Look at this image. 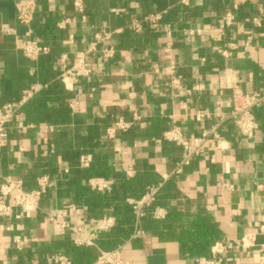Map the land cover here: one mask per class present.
<instances>
[{"label": "crops", "instance_id": "crops-1", "mask_svg": "<svg viewBox=\"0 0 264 264\" xmlns=\"http://www.w3.org/2000/svg\"><path fill=\"white\" fill-rule=\"evenodd\" d=\"M25 1L0 0V107L18 102L24 90L41 85L37 80L39 64L33 78V64L21 51L27 28L18 24L17 16ZM76 1L37 0L32 29L34 38L50 48L44 62L51 75L18 114L17 122L24 128L15 130L8 146L0 149V180L8 176L20 179L25 189L32 191L40 177L49 176L54 186L43 196L40 213L21 220L0 217V264H46L52 254H70L73 247L77 248L74 236L60 237L58 228L44 217V213L70 204L77 206L71 223L85 226L88 238L103 249L99 241L108 232L94 229L91 223L116 218L115 209L121 202L118 184L113 179L111 194L91 191L86 178L75 175L79 161L72 163L73 154H79L78 160L92 155L91 165L110 167L129 181L145 172L156 175L163 188L153 211L165 213L164 219L156 220L160 232L179 234L197 218L202 230L209 231L202 245L210 248L209 254L190 258L183 253L179 240L169 236L161 239L146 232L144 239L130 240L133 223L122 253L130 264H200L201 259H217L212 255L217 243H237L249 234H261L264 110L259 112L257 131L249 140L238 134L233 122L222 123L220 133L229 149L213 152L209 147L182 175L173 174L182 149L162 137L173 126L180 127L183 137L189 139L214 125L218 121L215 114L227 112L231 96L227 81L237 82L246 91L261 87L264 29L255 27L251 18L264 0H193L188 8L182 7L180 0H83V12ZM226 9L235 13V25L217 42L218 21ZM172 11L175 14L170 16ZM155 12H166L159 32L148 26L141 34L127 29L133 17ZM64 21L66 24L59 28ZM4 26L15 30L18 38L4 34ZM103 31L112 34L109 46L116 50L115 58L106 64L96 58L91 62L93 68L102 71L91 83L62 81L60 59L73 65L94 34ZM219 49L229 57L222 56ZM172 62L176 63L174 75ZM174 77H181L182 85L171 89ZM50 88L49 98L44 97ZM54 107L70 110V121L51 123ZM198 111H207L212 118L198 123L193 118ZM133 112L140 120L128 132L108 140L105 130L116 118L130 121ZM129 166L137 170L131 179L124 174ZM130 191L126 199H135ZM177 219L183 221L178 224ZM17 240L22 250L17 248ZM78 250L82 258L91 254L88 264L94 263V248ZM218 258L222 264H264V244Z\"/></svg>", "mask_w": 264, "mask_h": 264}, {"label": "built area", "instance_id": "built-area-1", "mask_svg": "<svg viewBox=\"0 0 264 264\" xmlns=\"http://www.w3.org/2000/svg\"><path fill=\"white\" fill-rule=\"evenodd\" d=\"M193 0H180V5L184 8L191 6ZM76 6L80 12H83V0H77ZM38 9L37 0H26L18 11V24L27 28L23 36V44L21 51L23 56L33 64L30 75L33 78L37 77L38 64L42 57L50 53V48L40 39L34 38L32 25L35 21ZM166 12L150 13L142 18L133 17L127 29L135 34H141L145 26H148L152 31L159 32ZM236 21L235 13L231 9H226L218 21V36L217 42H221L226 35V31L234 27ZM251 23L260 29H264V4L260 7L257 14L251 18ZM66 21L58 25L63 28ZM2 32L6 35H15V30L8 26L2 28ZM112 39V34L107 31L94 34L88 48L82 51L77 56V61L68 66L65 58L60 59L63 72L60 79L64 82L70 79L84 80L91 83L93 76L102 71L93 68L91 65L95 58L101 63H108L115 58L116 50L109 46ZM250 43L251 38L248 39ZM231 47L233 45H230ZM168 51L171 49V43L168 44ZM218 52L228 58L229 54L225 50L219 49ZM172 75L176 71V63L170 65ZM182 85L181 77H174L171 81V89ZM44 88L39 84L31 86L22 92V97L18 102L7 103L0 107V149L6 148L10 142L11 136L15 130L23 129V125L17 122L18 114L23 107L32 100ZM227 89L231 91V96L226 103L227 112L219 110L215 114L218 120L211 127L203 130L198 136L185 139L180 127L173 126L170 130L163 134V141L174 143L182 149V157L177 163L173 174L182 175L185 168L189 167L192 162L200 158L204 152L210 147L213 152L226 151L229 148L225 144V140L220 133L221 124L227 121L234 123L238 134L243 139H251L257 131V119L255 111L264 108V81L261 87L254 91L244 90L237 82L227 81ZM193 118L196 122L201 123L212 118V115L207 111L195 112ZM140 120L136 112H133L130 121L123 117L116 118L115 121L105 130V135L108 140H115L118 134L128 132L134 124ZM93 162L92 155L82 156L79 160L80 169H89ZM127 179L134 178L137 170L133 166H129L125 170ZM54 186V183L49 176H42L37 180V188L32 191L25 189V183L14 177H5L0 180V217L15 218L21 220L23 218L35 215L41 212V201L43 196ZM115 186L113 179L95 177L87 180V187L94 192L111 194ZM162 184L148 187L145 194L140 199H126V203L132 208L134 214V230L130 240L144 239L146 232L141 228V220L146 216L147 210L156 202ZM77 210L75 204H70L63 209H54L44 213V217L49 223L58 228V235L64 237L69 233L74 236L73 244L77 248L89 247L97 251V257L93 264H130L122 258L124 245L119 246L115 250L105 251L98 247L92 240L88 238L85 231V226L72 224L70 218ZM152 217L155 220L165 218V213L161 209H156L152 212ZM92 226L100 232H109L114 229L118 222L114 217L100 218L92 221ZM264 234V226L261 228V234H249L240 242L223 244L217 243L212 248V255L215 260L201 259L200 264H222L220 256H226L231 252L241 248L250 249L254 247L258 235ZM17 248L21 249V241H16ZM46 264H73L72 258L65 254H52L45 260Z\"/></svg>", "mask_w": 264, "mask_h": 264}, {"label": "trees", "instance_id": "trees-1", "mask_svg": "<svg viewBox=\"0 0 264 264\" xmlns=\"http://www.w3.org/2000/svg\"><path fill=\"white\" fill-rule=\"evenodd\" d=\"M174 14L175 12L172 11L170 13V16H173ZM50 75V71L46 67V63L44 62V57H42L39 61V74L37 80L41 85L44 86L45 83L49 80ZM51 90L52 89L50 88L47 92H44L43 96L49 98L48 95L50 94ZM34 99L35 98H33V100ZM50 102L55 103L56 101L50 100ZM263 110L264 108L255 111L256 119H258L259 112H262ZM33 111L34 110L30 108L31 114ZM70 114V110H68L67 108L57 109V107H54L53 121H51V123H68L71 117ZM78 159L79 154L77 156L73 154L72 158H70L72 163L79 161ZM113 172L114 171H112L110 167H104V165L97 163L91 165L89 169L84 170H81L78 166L75 171L76 176H84L86 180L95 177H103L114 179L118 184L117 196L121 199V202L115 209L114 216L117 218L119 225L112 231L103 234L104 239L99 241V244L105 251L115 250L119 246L123 245L125 240L129 239L131 236L135 217L132 212V208L126 203V192L131 190L130 194H132V197H134L135 199H140L145 194L148 187L155 186L159 183V178L150 172H145L141 176H138L131 181L126 180L122 174ZM158 202L159 201L157 199L156 202L151 206V208L147 210L146 216L141 220V228L145 232H150L161 239L168 238L166 236H169L171 238L179 240L183 253L190 258L207 256L210 252V248L202 247V245L205 244L208 240L207 236L209 231H206L205 229L202 230V223L200 222V219L197 218L196 220L189 222L190 224L188 225V229L186 231H181L179 234H177L176 232L171 233L170 235H168V233L164 234L160 232V222L154 220L152 217V211L155 206L158 205ZM182 221V219H177L178 224ZM70 252V254L65 255H69L72 258L73 264H88L89 259H91V254L84 255V257L82 258L78 254V248L73 247Z\"/></svg>", "mask_w": 264, "mask_h": 264}, {"label": "water", "instance_id": "water-1", "mask_svg": "<svg viewBox=\"0 0 264 264\" xmlns=\"http://www.w3.org/2000/svg\"><path fill=\"white\" fill-rule=\"evenodd\" d=\"M263 244H264V235H258L255 241V245H263Z\"/></svg>", "mask_w": 264, "mask_h": 264}]
</instances>
